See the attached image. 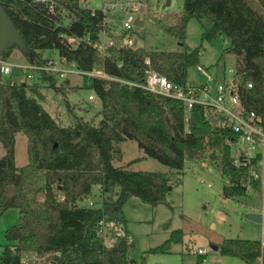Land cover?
Listing matches in <instances>:
<instances>
[{
	"label": "trees",
	"instance_id": "trees-1",
	"mask_svg": "<svg viewBox=\"0 0 264 264\" xmlns=\"http://www.w3.org/2000/svg\"><path fill=\"white\" fill-rule=\"evenodd\" d=\"M183 0L180 25L165 30L183 42L181 50L133 47L117 36L118 44L105 54L91 43L72 48L63 35L98 37L103 14L92 15L78 0H62L53 12L48 2L0 0L23 39L33 50V60H42L46 52L74 60L80 69L103 70L109 78L84 75L83 87L92 90L101 101L99 120L77 115L67 103L72 123L62 124L43 106L44 82L57 92H67L68 78L58 80L44 73L42 82L4 81L0 73V212L17 208L19 221L6 230L7 243L0 253L3 264H20L24 252L51 255L58 264H129L132 246L124 203L132 196L150 205L166 200L170 179L165 172L132 170L115 166L122 156L120 144L136 140L145 156L176 170L186 161L221 155L222 174L227 178L223 194L247 197V185L257 189L248 168L234 164L226 138L227 128L215 127L200 106L186 120L183 102L163 97L122 80L141 83L145 79L146 59L151 66L177 84L189 81V68L199 62L201 47L186 45V24L198 19L203 25L202 42L220 35L229 45L221 57L231 56L241 98L261 118L264 125V0ZM257 6H256V5ZM60 10L75 12L77 20L63 25ZM14 46L2 58L11 56ZM19 50V49H18ZM20 51V50H19ZM21 52V51H20ZM26 60H31L23 52ZM31 60V61H33ZM252 86L249 87L248 84ZM27 137L28 163L17 165V134ZM210 152V153H209ZM208 156V157H209ZM135 161V160H134ZM99 186V205L82 204ZM117 223L112 244L101 235L102 224ZM184 232L174 230L161 245L150 252H167L172 243L181 242ZM218 250L239 257L247 264H264V248L257 239L225 238ZM202 255L198 254L197 264Z\"/></svg>",
	"mask_w": 264,
	"mask_h": 264
},
{
	"label": "rangeland",
	"instance_id": "rangeland-1",
	"mask_svg": "<svg viewBox=\"0 0 264 264\" xmlns=\"http://www.w3.org/2000/svg\"><path fill=\"white\" fill-rule=\"evenodd\" d=\"M252 1L259 3L258 0ZM147 3L150 8L142 14L144 24L135 25L130 30V45L158 50L183 49V42L165 30L166 26L180 25L183 0H170V4H167V0H147ZM93 4L100 6L101 0H94ZM118 17L120 19L114 21ZM124 17L125 14L120 11L108 13L109 24L114 32L123 31ZM203 30L198 19H190L186 24L185 43L192 48L202 46L198 64L204 65L219 79H223L233 66L231 56L220 59L223 49L229 45L228 38L220 35L211 41L202 42ZM7 58L16 62L26 60L18 49H14ZM196 66L197 64L191 66L188 71V79L192 84L204 81V76ZM17 77L18 74H15L13 78ZM13 78L10 75L4 76L3 80ZM83 79L82 74H69L65 95L47 86L48 82L44 83L42 104L58 122L69 124L73 121L67 103L74 108L75 114L89 119L93 117L92 121L99 120L97 114L101 109V101L98 97L95 100L89 98L93 92L83 87ZM120 148L122 156L113 161L115 166L165 172L169 176L171 187L166 200L158 205H150L136 196L124 203L127 230L133 243L129 250V264H197L199 249H206V261L202 259L201 264H247L239 257L223 255L211 247L219 245L225 238L259 240L262 234V224L248 218V213L256 212L262 207V196L256 192L241 198L225 196L223 186L227 178L222 174L221 155L189 160L183 170H176L153 157L145 156V151L136 140L122 142ZM4 153L5 149L0 144V157ZM15 158L19 166L28 163L27 137L22 133L16 136ZM89 200H92L93 205L100 204L102 195L99 186H94L93 193L82 204H89ZM18 221L17 208L0 212V253L7 243V228ZM176 229L184 232L181 242L172 243L167 252L149 251L165 242ZM120 232L123 234L119 224L110 223L105 224L101 235H105L110 244Z\"/></svg>",
	"mask_w": 264,
	"mask_h": 264
},
{
	"label": "built area",
	"instance_id": "built-area-1",
	"mask_svg": "<svg viewBox=\"0 0 264 264\" xmlns=\"http://www.w3.org/2000/svg\"><path fill=\"white\" fill-rule=\"evenodd\" d=\"M37 2H48L50 9L57 12V2L55 0H34ZM94 0H78L79 6L89 7L92 15L98 11L102 12V27L98 37L92 39L90 35H63L72 48L80 46L82 43H91L98 52L105 54L107 50L118 44L117 36L130 31L136 24L138 18L144 22L142 14L149 7L147 0H101L100 6L93 4ZM143 8V10H142ZM120 11L125 14L123 19V31L114 32L110 26L108 13ZM62 24L69 25L77 20L75 12L60 10ZM120 18H115L114 21ZM130 34L122 37L121 41L126 44L130 42ZM130 44V43H129ZM53 53L52 55H45ZM42 60H24L21 62L12 61L0 57V73L4 76L14 77L18 74L14 82H42L44 73L53 75L60 81L68 78L69 74H82L88 77L109 78L103 70L95 68L91 71H84L79 68L74 60H69L59 55L56 50L46 52ZM145 79L138 83L129 80L121 82L131 86H140L144 89L156 93L163 97H171L183 102L186 110V120L189 119L193 108L200 106L206 117L215 127L227 128L232 133L226 138V142L231 147L234 164L237 167L248 168L250 179L259 182V187L255 189L251 182L247 185V193H259L262 196V207L256 212L261 213L262 234L259 239L261 248H264V125L256 111L249 109L243 102L239 92V82L235 74L234 65L228 70V76L219 79L216 74L210 72L209 68L197 63V70L204 76V81L199 84H192L189 81L186 85H177L171 82L167 76L160 73L151 66L150 59H146ZM45 83V82H44ZM252 86L251 83L248 84ZM93 92V91H92ZM97 95L93 92L89 95L91 100H95ZM228 182V180H226ZM211 185V184H209ZM89 204L93 205L92 200ZM105 224H102L101 233ZM198 254L204 257L206 249H199ZM20 264H58L51 255H43L38 252H24L20 256Z\"/></svg>",
	"mask_w": 264,
	"mask_h": 264
},
{
	"label": "water",
	"instance_id": "water-1",
	"mask_svg": "<svg viewBox=\"0 0 264 264\" xmlns=\"http://www.w3.org/2000/svg\"><path fill=\"white\" fill-rule=\"evenodd\" d=\"M55 1L61 2L62 0ZM167 4H170V0H167ZM136 24L142 26L144 22L142 19L138 18L136 20ZM129 43L130 42L127 40L126 44ZM14 46H17L18 49L23 52L26 56H28L31 60L34 59L35 54L33 50L23 39L20 31L18 30L16 24L14 23L13 19L8 14L6 9L0 6V57H2L8 49ZM248 218L260 223L261 213L250 212L248 213ZM211 247L215 250H218L219 248L218 245H212Z\"/></svg>",
	"mask_w": 264,
	"mask_h": 264
},
{
	"label": "crops",
	"instance_id": "crops-1",
	"mask_svg": "<svg viewBox=\"0 0 264 264\" xmlns=\"http://www.w3.org/2000/svg\"><path fill=\"white\" fill-rule=\"evenodd\" d=\"M93 117H91V119H92ZM255 212V211H254ZM104 237H105V235H104ZM107 242V241H106ZM110 244H112V243H110Z\"/></svg>",
	"mask_w": 264,
	"mask_h": 264
}]
</instances>
